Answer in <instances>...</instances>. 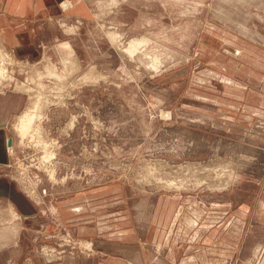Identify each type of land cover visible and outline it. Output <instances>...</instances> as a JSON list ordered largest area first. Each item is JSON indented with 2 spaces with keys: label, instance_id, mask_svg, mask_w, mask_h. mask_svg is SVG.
<instances>
[{
  "label": "rangeland",
  "instance_id": "obj_1",
  "mask_svg": "<svg viewBox=\"0 0 264 264\" xmlns=\"http://www.w3.org/2000/svg\"><path fill=\"white\" fill-rule=\"evenodd\" d=\"M32 2L0 264H264V0Z\"/></svg>",
  "mask_w": 264,
  "mask_h": 264
},
{
  "label": "crops",
  "instance_id": "obj_2",
  "mask_svg": "<svg viewBox=\"0 0 264 264\" xmlns=\"http://www.w3.org/2000/svg\"><path fill=\"white\" fill-rule=\"evenodd\" d=\"M53 0H50L52 2ZM32 0H7L5 11L9 14L10 17H17L15 23L3 24L2 35L6 45H10L12 48V44H17L19 42H25L24 47L27 49V42L30 40L26 32H24L23 25H25L24 21L26 19L33 18L37 12L41 9L48 8L49 5L45 6L43 2L41 4H37L32 2ZM0 9L4 10L2 6ZM12 12V13H11ZM25 18V19H24ZM8 22H10L8 20ZM18 23L19 25H17ZM9 91V92H0V167L2 164L6 163L8 156L6 148L10 144V138L6 137V124L9 119L18 112L20 108H22L23 99H25V93L18 91ZM8 150V148H7ZM9 154V151H8ZM6 197L11 200L12 204L15 205L16 208L21 209V212L30 213L34 215L39 211L38 205L31 201H29L21 192L15 187V185L8 180L3 174L0 175V198ZM79 210V209H78ZM23 247V246H21ZM22 250V248L20 249ZM12 252L13 249H9Z\"/></svg>",
  "mask_w": 264,
  "mask_h": 264
},
{
  "label": "bare ground",
  "instance_id": "obj_3",
  "mask_svg": "<svg viewBox=\"0 0 264 264\" xmlns=\"http://www.w3.org/2000/svg\"><path fill=\"white\" fill-rule=\"evenodd\" d=\"M63 2V1H62ZM70 4H64V6H69ZM82 25V24H81ZM103 28V27H102ZM67 32V31H66ZM113 33H114V31H113ZM114 36V35H113ZM1 52V51H0ZM4 55V54H3ZM0 56H2V55H0ZM3 57V56H2ZM164 57V56H163ZM68 59V58H67ZM2 61V60H1ZM64 62V61H63ZM67 62V61H66ZM1 67V66H0ZM3 68V67H2ZM158 69V68H157ZM2 72V70H0V73ZM3 73V72H2ZM1 73V74H2ZM1 74H0V77H1ZM6 75H7V72H6ZM9 76V75H8ZM6 77V76H5ZM3 78H4V75H3ZM5 79V78H4ZM6 80V79H5ZM4 81V80H3ZM7 81V80H6ZM0 82H2V81H0ZM3 83V82H2ZM1 84V83H0ZM17 88V87H16ZM25 88H26V86H25ZM24 88V89H25ZM18 89V88H17ZM24 91V90H23ZM36 116V114L33 112V111H29V112H26V113H24L23 115H21L20 117H19V120H18V122H19V127H20V129L21 128H23L24 126H29V124L31 123V122H33L32 120L34 119V117ZM12 140V139H11ZM13 142V141H12ZM9 145H12L11 143L9 144ZM8 149H9V152H11L10 150H11V146H9V147H7ZM9 155V154H8ZM46 256V255H45ZM47 258V257H46Z\"/></svg>",
  "mask_w": 264,
  "mask_h": 264
},
{
  "label": "clouds",
  "instance_id": "obj_4",
  "mask_svg": "<svg viewBox=\"0 0 264 264\" xmlns=\"http://www.w3.org/2000/svg\"><path fill=\"white\" fill-rule=\"evenodd\" d=\"M60 7L62 8V10H64V8H63V2L60 4Z\"/></svg>",
  "mask_w": 264,
  "mask_h": 264
}]
</instances>
